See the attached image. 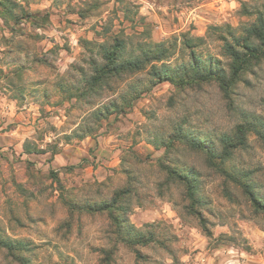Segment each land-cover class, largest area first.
I'll list each match as a JSON object with an SVG mask.
<instances>
[{"label":"clouds","instance_id":"1","mask_svg":"<svg viewBox=\"0 0 264 264\" xmlns=\"http://www.w3.org/2000/svg\"><path fill=\"white\" fill-rule=\"evenodd\" d=\"M0 264H264V0H0Z\"/></svg>","mask_w":264,"mask_h":264}]
</instances>
